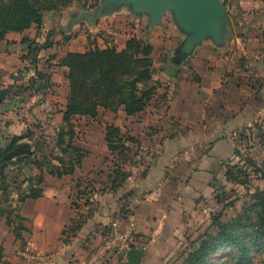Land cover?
<instances>
[{
  "label": "crops",
  "instance_id": "obj_1",
  "mask_svg": "<svg viewBox=\"0 0 264 264\" xmlns=\"http://www.w3.org/2000/svg\"><path fill=\"white\" fill-rule=\"evenodd\" d=\"M257 1L260 3L257 5L258 12H263L264 0ZM245 4L247 5V2ZM73 8L71 6L61 12ZM53 12L44 14L40 27L32 25L23 32H8L0 40V88L7 89L0 102V144H4L12 136L24 135L27 131L32 132L35 138L42 136L54 143L56 132L63 123L62 110L69 91L66 82L68 69L61 66L59 60L67 52L85 51L71 46L75 41H86V29L78 17L69 27L60 28L67 19L61 16L51 31L44 35L42 27L48 26ZM139 17L130 20L140 22ZM165 18L166 16L161 25L153 26L149 31L162 28ZM85 19L92 38L99 40L102 30L97 29L96 32V27L98 28L101 21L95 25L96 22ZM57 24L60 26L57 27ZM133 24L138 26V23ZM135 27L130 29L133 33ZM227 27L230 37L225 45L217 47L210 40H205L196 45L186 59L176 61L174 52L184 41L185 34L173 21L172 25H168V30L174 33L178 43L168 61L179 62L181 68L171 65L161 69L177 86L170 85L168 80L167 85L157 88L151 102L158 100L161 103L166 100L165 108L167 107V113L174 116V120L165 124L163 120L149 116V124H160L157 126L159 133L149 136L150 147L146 155L148 166L133 167L132 175L118 192L102 190L108 168V163L105 162L107 147L104 140L106 123H101L103 126H100L98 115L101 110L109 111L102 108L98 110L95 118L80 116L74 120L77 131L82 121L86 130L94 124L100 126V137L95 140L97 143L101 140L102 145L98 144L99 149L91 141L94 137L90 140L88 135L87 144L83 145L77 140L76 143L85 148L86 153L72 173L57 177L43 171L42 181L36 183L35 177L40 174L38 168H30L33 178L31 181L24 180L22 173L14 171L16 183L10 190L9 202L18 208L23 217L21 223L24 229L16 237L13 227L6 224L4 216H0V263L75 264L94 244L101 241L102 228L110 220L117 207L118 196L123 191L131 192L135 247L142 252L139 264H143L147 258L149 260V255L145 256L149 254V240L156 246L164 247L169 237L176 236V226L187 214L186 208L193 207L195 199L200 195L206 196L209 193L212 173L217 172L221 159L233 153L235 130L248 127L264 116V14L254 22L232 18ZM108 38L113 40L109 36ZM150 42L153 47L152 56L155 48L152 41ZM36 46L40 48L33 57L30 48ZM51 47H58L59 54L57 51H54L57 54L51 53V50H54ZM223 48L226 51L236 48L240 56H245V65L236 64L235 53L233 56L221 54L220 50ZM224 59V63H221ZM208 60L213 63L208 64ZM17 72H21L26 81L36 79L37 85L33 91L26 93L24 102L6 110L5 105L15 94L11 93L8 85L17 82ZM37 72L44 78L38 79ZM59 73L64 77L61 83L58 79L61 77ZM155 80L163 82L158 77ZM61 92L62 95H58ZM179 126L181 128H178ZM21 142L30 143L33 151L31 140L22 138L19 140V143ZM89 143L93 144V149L87 147ZM86 186L92 189L90 199L93 203H87V196L81 193ZM34 187L41 188L42 194L39 197L18 201L19 195L28 193ZM74 202L78 209L73 207ZM72 219L80 221L81 224L65 239L63 229ZM27 241L33 242L46 254L47 260L28 263L17 256V250ZM125 260L126 256H123L112 259L108 264H124Z\"/></svg>",
  "mask_w": 264,
  "mask_h": 264
},
{
  "label": "trees",
  "instance_id": "obj_2",
  "mask_svg": "<svg viewBox=\"0 0 264 264\" xmlns=\"http://www.w3.org/2000/svg\"><path fill=\"white\" fill-rule=\"evenodd\" d=\"M81 1L0 0V40L8 32H23L32 25L40 27L46 12H61L74 4H84H81ZM258 4L260 3L257 0H223L229 23L232 18L250 22L258 20L264 14V11L258 12ZM83 15L82 11L78 18ZM105 42L108 40L105 39ZM39 48L40 46L30 48V54L35 57ZM152 49L149 42L132 34L125 39L121 47L114 43H106L103 47L95 44L88 50L70 51L60 58L59 64L68 69L66 78L69 91L62 110L63 123L56 132L54 143L42 136L35 138L32 132L27 131L24 135L12 136L4 144H0V216H4L6 224L13 227L16 237L24 227L18 208L9 202L10 190L16 183L14 171L22 173L24 180L31 181L33 178L30 168H38L40 174L35 177L36 183L42 181L43 171L57 177L70 174L86 153V149L76 143L79 139V131L74 123L76 117L95 118L100 108L112 112L120 108L126 116L143 112L161 84L160 81L153 80ZM262 61L264 62V58ZM36 76L38 79L44 78L39 72ZM151 80L153 83L149 84ZM26 90L27 87L18 90L5 105V109L24 102L27 98ZM22 138L32 141L33 151L5 159L4 155ZM104 140L107 147L105 162L108 163V168L102 190L118 192L132 175V168L139 164L135 158L139 157L137 151L140 141L135 135L122 131L120 126L112 122L104 125ZM253 166L259 171L256 165ZM243 176L246 177L245 171L236 165H228L224 171L227 182L243 184ZM91 192L89 186L81 190V193L87 196V203H93L90 199ZM41 194V188L34 187L28 193L19 195L18 201L28 197L36 198ZM130 196V191L118 196L117 207L102 228L101 241L109 232L111 220L125 219L131 214L128 210ZM251 196V204L245 206L229 221L223 222L220 214L214 215L209 229L197 237L196 244L187 252L182 264H264V190L260 189ZM73 207L78 209L76 202ZM77 221L72 219L63 229L65 239L80 226L81 222ZM135 239L136 233L131 247H135ZM221 250L228 253L219 256L217 253ZM1 258L0 247V261Z\"/></svg>",
  "mask_w": 264,
  "mask_h": 264
},
{
  "label": "rangeland",
  "instance_id": "obj_3",
  "mask_svg": "<svg viewBox=\"0 0 264 264\" xmlns=\"http://www.w3.org/2000/svg\"><path fill=\"white\" fill-rule=\"evenodd\" d=\"M99 2L100 0H82L81 4H84H74L72 6L74 7L73 10H66V14L65 12L63 13L60 11H54L49 18L50 22L48 26L42 27L44 35L51 31L52 26L57 23V19L59 17H67L66 22L65 24H63V26L57 24V27L60 26V28L62 27L63 29H65L69 27V25H71V22L76 21L74 19L79 16V14L81 13L80 10L92 13ZM80 18L85 24L84 27L86 30L84 34L86 37V41H75L77 43L75 44L74 42L71 48L88 50L95 44L97 46L103 47L106 43L109 45L114 43L118 47H120L128 36L134 34L149 43H151L150 41H152L154 45L155 51L152 54L153 61L155 63L153 80L155 81V78L157 77L163 80V82L159 85V88L163 87V85H167L168 80L170 81V85L177 86V83L174 82L173 79H168V77H166L167 73H164L165 71H161V69H165L171 65V67L181 68V64L179 62L174 63L168 61L170 60L169 58L173 55L175 46H177L178 44L176 39L177 37H174V33L168 30V25H172L171 16L169 13H167L166 15L163 26H161L162 28H157L156 30L153 28L151 31H149V29L147 28V21L145 16L139 17L140 22H136L135 20H133L134 22H132L130 19H135L136 16H133L128 7L121 6L112 12L104 13L96 21L95 25H97L101 21L100 25H98V28L96 27V32L97 29L98 31L100 29L103 31L102 32L100 30L101 34H99V40L92 38L93 36L90 33L89 28L87 27L88 24L86 19L83 16ZM133 23H138V26L135 27ZM133 27H135L134 33L130 30ZM68 32L70 33L72 31ZM112 33L122 34V37L115 38ZM108 36L113 38V40H109ZM105 39H107L108 42H105ZM51 49L54 48L51 47ZM224 49L225 48L220 50L222 51L220 52L221 54H229L230 56H233V54L235 53L236 64L238 66L245 65V63H243L246 59L245 56H240V54L236 52V48H229V50L227 51ZM51 51V53L53 54H59L58 47H55V49ZM54 51H57V53H55ZM50 56L51 54H49V57ZM224 61L225 59L222 60L221 63H224ZM207 63L211 65L213 62H210L208 60ZM58 75L61 76V73H59ZM15 77L17 82L8 85L11 93H17L18 90L24 89L26 87V93H29L35 89V84L37 83L36 79H29L28 81H26L23 79L21 72H17V75ZM63 78L64 77L62 76L58 78L59 83L63 81ZM153 80H151L149 84H152ZM66 82L68 84L67 78ZM58 86H60V84ZM60 90L61 87L59 91ZM58 95L61 96L62 92ZM165 101H161V103L158 100L153 101L146 107L143 112L130 117H125L123 111L120 108L114 112L102 110L101 112H99L98 117L100 126H103L101 125V123L112 122L114 124H118V126L121 127L122 131H127L128 133L133 134L138 138V140L140 141V146L138 147L139 149L137 151L139 157L135 158V160L140 164H138L136 167L140 168L148 166L147 163L149 162V160L146 155L149 153L150 147L149 136L151 137L159 133V128L157 126H159L160 123L157 125L149 124V122H151V120L149 121V116H153L158 120H163L165 124H169L171 120H174V116L167 113V107L165 108V105L167 103ZM78 126V140H80L82 144H87L89 139L91 140V137H94V139L91 140L92 143L97 147L99 143L100 145H102L101 140L99 143H97V141L95 140L99 136L101 128L100 126L94 124L89 126L88 130H86L83 121L79 123ZM178 128L181 127L179 126ZM87 135L89 136V139L87 138ZM82 140H84V142H82ZM92 143H89L87 147L93 149ZM152 144H154V142H152ZM233 147H235L232 153L233 155L231 154L229 157L221 159L217 168V172L212 173L211 180L209 182V193H207L206 196H204L205 194L200 195V197L195 199L193 207L188 206V208H186L187 214L182 219V221H179V224H177L176 226L178 227L176 236L169 237L165 241L166 244L164 245V247L159 245L156 246L155 244H153L154 242L149 240V254H145V256L147 257L149 255V260H147L148 258L145 259L143 261V264H182V261L187 252L192 246L196 244L195 240H197V237L205 230L209 229L211 219L214 215L220 214L221 221H229L237 213L241 212L245 206L251 204L252 194L258 192V190L260 189L264 190V116L262 119L254 122L248 127H241L235 130V133L233 135ZM98 148L100 149V146ZM199 148L201 147H198V149ZM45 151L48 152V149H46ZM228 165H236V167H240L245 171L246 177L243 176L242 178L245 183L236 184L227 182L225 180L224 171ZM253 165H256L259 168V171H256ZM123 192L128 194V191ZM128 210L132 212L131 206L128 207ZM94 246L95 244L93 245V247ZM227 253L228 251L221 250L217 254L219 256H222ZM23 262L26 263L25 261Z\"/></svg>",
  "mask_w": 264,
  "mask_h": 264
},
{
  "label": "water",
  "instance_id": "obj_4",
  "mask_svg": "<svg viewBox=\"0 0 264 264\" xmlns=\"http://www.w3.org/2000/svg\"><path fill=\"white\" fill-rule=\"evenodd\" d=\"M121 6L128 7L136 16L144 15L148 29L161 25L162 19L169 13L175 26L185 34L184 41L174 52L176 61L186 59L195 46L205 40L220 47L230 37L223 0H100L92 13L83 11V17L95 23L104 13ZM6 93V88H0V102ZM31 152V144L21 142L8 151L4 158L10 159ZM125 256L124 264H139L142 252L131 247Z\"/></svg>",
  "mask_w": 264,
  "mask_h": 264
},
{
  "label": "built area",
  "instance_id": "obj_5",
  "mask_svg": "<svg viewBox=\"0 0 264 264\" xmlns=\"http://www.w3.org/2000/svg\"><path fill=\"white\" fill-rule=\"evenodd\" d=\"M112 34L115 38L122 37V34L119 33ZM134 233L135 220L132 215H128L125 219L111 220L107 236L84 257L78 259L75 264H108L112 259L125 256L133 243ZM17 256L28 263L47 260V255L31 241H27L19 247Z\"/></svg>",
  "mask_w": 264,
  "mask_h": 264
}]
</instances>
